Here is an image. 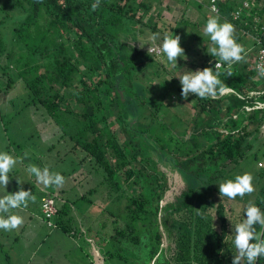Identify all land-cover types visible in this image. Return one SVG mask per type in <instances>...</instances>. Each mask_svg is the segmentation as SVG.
<instances>
[{"label": "trees", "instance_id": "1", "mask_svg": "<svg viewBox=\"0 0 264 264\" xmlns=\"http://www.w3.org/2000/svg\"><path fill=\"white\" fill-rule=\"evenodd\" d=\"M186 1L202 22L218 16L220 22L226 20L242 30L244 36H236L241 45L242 37L253 34L254 45L247 51L257 53V60L264 46V0ZM94 2L0 0V68L11 63L17 71V76L4 72L8 80L0 82V92L22 82L28 91L23 103L36 106L35 111L45 113L46 122L62 130L58 140L43 152V159L33 157V161L52 170L56 166L53 161L62 163L71 152L82 151L80 163L91 166L92 172L85 170L87 164L80 169L77 179L64 172L68 188L58 190L55 199L59 206L52 224L47 221L48 227L58 226L73 237L83 236L102 255L103 264H232V224L246 218L249 201L264 212V107L257 106V102L264 103V84L257 85L251 79L259 76L255 61L253 65L238 62L240 68L233 71L234 64L231 76L221 62L220 79L232 91L217 99H201L190 93L184 100L176 76L164 79L161 90L156 87V93H150L148 86L155 85L153 77L159 75L152 65L165 63L155 57L159 56L156 52L141 48L138 40L146 28L161 33V39L164 33L177 32L185 40L184 33L193 34L187 32L190 20L169 26L163 0L154 12L156 21L148 20L153 0H101L93 11ZM257 8H262L259 13ZM196 39L206 49L209 37L198 34ZM129 41H133L131 45ZM4 57L6 62L1 65ZM218 59L207 52L190 64L199 63L215 72ZM213 60L216 63L212 65ZM145 74L148 83L141 77ZM182 101L193 104L196 114L188 121L178 108L172 112L181 118L178 124L170 120L166 109L175 110ZM160 111L166 118L158 120ZM14 129L6 133L8 144L20 157L27 140L14 132L25 130L27 139L34 134L27 135L25 126ZM68 140L73 142L69 151ZM153 151L160 159L171 154L186 182L175 201L166 205L162 201L170 189L169 180L151 157ZM32 154L28 152L27 157ZM22 158L23 163L12 169L11 176L19 172L20 181L31 184L37 196L40 194L36 202L42 205V197L54 196V187L49 192L41 190L26 171L32 161ZM250 158L255 161L252 171L246 167ZM246 172L253 176L255 191L243 198L222 199L219 183ZM101 173L99 183L79 191L81 180ZM18 178L13 177V182L18 184ZM22 209H17L20 216ZM164 231L175 239L172 255L164 246ZM256 264H264V257Z\"/></svg>", "mask_w": 264, "mask_h": 264}, {"label": "rangeland", "instance_id": "2", "mask_svg": "<svg viewBox=\"0 0 264 264\" xmlns=\"http://www.w3.org/2000/svg\"><path fill=\"white\" fill-rule=\"evenodd\" d=\"M154 7L152 11L150 12V16L148 17V20L156 19L155 17V11L156 8L160 6V0H153ZM260 6V3H258ZM163 15L166 16V19L168 20V25L171 26L174 23H177L178 21H181L182 19H189L190 23L187 24V32H191L193 34H185V40L183 35L177 34V32L172 33V35H179L181 37V47L185 50V57L178 58L176 67H171L167 65L166 63V57H164V54H160L159 56L155 55L156 58L164 60L163 63L165 64H154L152 65V69H155L159 75L157 77H153L155 80V85L148 86L150 93H156V87L157 90H161V83L164 79L168 78V80H171L173 76H177L178 74H183L188 71H196V70H202V66L198 63L195 66H192L190 63H192L193 60L198 59L202 56H204L207 53V48L210 46V41L206 45V49L204 47V43L196 39V35H201L202 37L205 36L203 33V29L205 26V22H202L199 19V16L196 11L193 10L192 5L184 0H163L162 3ZM262 9V8H260ZM259 8L255 9L258 10ZM154 16V18H152ZM151 17V18H150ZM150 18V19H149ZM193 21V22H192ZM193 23V24H191ZM235 31V38L236 36H244V32L242 30L237 29ZM252 33H255V31H251ZM146 34H143V36L140 37V40H142L145 45L143 47L144 50H147L151 47L149 43H152V47L157 48V46L161 43L162 39L161 33L159 34V39H157L155 42H151L149 40V37L152 36L154 33L151 29L146 28ZM165 34V33H164ZM194 35V37H192ZM237 40V38H236ZM255 36L253 34H248L246 37H242V45L245 47L246 51L248 48H252L254 45ZM139 45V41L137 42ZM188 48L190 50L188 51ZM202 54V56H201ZM257 54V53H256ZM256 54L253 53L252 49H249L247 51L246 61L249 62L250 65H253L255 61ZM6 62V58L4 57L1 59V65L2 63ZM244 64V61L241 63ZM241 64H236L234 66V70H237L240 68ZM163 65H166L165 68ZM151 69V68H150ZM167 69V70H166ZM7 71L8 73H11L13 76L16 75V70L13 64L10 63L8 67L0 68V82L6 84L7 83V77L5 76L4 72ZM239 71V70H238ZM244 75V74H243ZM143 77V82L148 83L145 76ZM141 79V78H140ZM146 79V80H145ZM254 83L257 85L264 84L263 78L260 76H254L251 78ZM151 87V88H149ZM152 89L153 91H150ZM164 91V90H162ZM27 90L22 84V82L17 81L15 87L8 88L7 91L0 92V151L2 152H8L12 154L13 156L17 158L25 157V153L33 152V154L27 158V160H31L32 164L41 167V162L39 161H33V157L39 159H43V152L47 150V148L55 141L58 140V136L61 135V128L58 126H52L49 122H46L45 119V113H42L41 111L37 112L36 106L29 105L26 106L23 102L25 99H27ZM253 93V92H252ZM162 95V94H161ZM176 96L175 94H173ZM190 95V94H189ZM172 96V99L175 97ZM171 97V96H169ZM164 99L167 101L169 98L164 97ZM192 102V101H190ZM194 103L196 102L193 101ZM176 98H175V104H176ZM182 106L179 105L174 110L167 108L166 111L170 112V120L172 121H179L178 124L181 122V118L174 115V111L180 109L179 114H182L184 118H187L188 121L190 118H192L193 114H196V109L193 104L186 103L184 101L181 102ZM264 105V103H259ZM171 105H174L172 103ZM177 105V104H176ZM164 111V110H162ZM160 111L158 114L160 116L158 120H162L166 118L167 115H164ZM190 117V118H189ZM13 121V123H12ZM165 122L168 123V119H165ZM49 125H48V124ZM12 124V127H11ZM14 124V125H13ZM48 126H47V125ZM23 126L26 127V134H34V138L27 139L24 138L25 130L24 132L20 133L19 131L14 132L17 134H20L21 136H18L21 138V140H27L24 145H26V150L20 151V157L18 156L16 151H11V144L9 143V140L7 138V132H11L19 127ZM7 129V131H6ZM117 130V129H116ZM178 133V131H175ZM190 132V131H189ZM186 133L184 136L186 138L189 137L190 133ZM173 133V134H176ZM13 135V134H11ZM17 136V135H15ZM24 138V139H23ZM69 141V146L66 148L67 151L72 150L71 147L73 145V142ZM67 141V142H68ZM15 149V148H13ZM161 150V149H160ZM84 153L82 151L78 152H71L68 156L69 158L64 160L62 163L53 161V164L56 165L54 169L50 170L51 172H59L60 174L64 175V172L67 174H70L73 178L75 177L77 179V176L80 173V169L92 172L90 170L91 166L87 163H80V159L83 157ZM169 156V158H159V154L156 152H151V157L155 160L157 166L167 174L168 180H169V186L170 189L167 191L165 197L163 198L162 203L166 205L170 201H175V198L177 195H180L181 192L184 190L186 186V182L184 181V178L181 176V174L178 171V166L175 163V161H172L171 154H166ZM52 157H49V163ZM67 158V157H66ZM264 166V161H261ZM21 164V163H17ZM45 164V163H44ZM87 164V166H85ZM26 165V164H25ZM255 161L254 159L250 158L246 162V167L250 171L252 168H254ZM258 165H261L260 163ZM140 166V165H139ZM260 167V166H259ZM252 171V170H251ZM76 175V176H75ZM17 176H19V172H16L13 177H15V180H17ZM11 176V171L9 173L10 182L7 186V192L14 193L19 190L20 186L14 182L13 185H11V180L13 179ZM102 173L99 175L91 174L86 181H82L83 184L79 187V191H86L93 187L96 183H99L102 180ZM79 179V178H78ZM23 188L24 190H31L32 193L33 188L32 185L29 183L23 182ZM66 185L64 184L63 187ZM41 190H44L46 192H49L50 187L44 188L42 185H38ZM54 187V186H53ZM67 187V186H66ZM68 188V187H67ZM61 189V188H59ZM56 187H54V196L58 195V190ZM75 191V190H74ZM6 192V189H4L2 186H0V194H4ZM36 196V201L40 197V194L37 196V191L33 193ZM46 197V196H45ZM44 197V198H45ZM43 198V197H42ZM31 202L29 201L28 206L26 208H23L21 211H19L24 218V222H27L28 225L21 226L18 229L12 230V231H5L0 230V264H24V256L31 252L32 248L35 247V245H38L37 243L33 242V238H40V239H47L41 247V249H44V254L38 255L37 259L39 262L38 264H87L89 261H93L94 263L98 260V253H94L92 250V245H89L87 241L84 240L83 236H75L74 238H71L69 234L63 232L61 229L54 230L55 228H50L47 225V220L44 218V214L42 211V205H40L37 202ZM43 199H41L40 203H42ZM163 205V206H164ZM59 206V205H58ZM57 206V207H58ZM12 214H19L17 209L12 210ZM31 216V218H29ZM62 219V218H61ZM75 220V219H74ZM76 220H78L76 218ZM56 227V226H55ZM162 229L164 230V227L162 226ZM23 234H21V232ZM165 238H164V246L167 249V252L169 255H172L175 247L176 242L174 237H169L166 231ZM49 235V236H48ZM69 245H73V247L68 248ZM54 251V253L50 256H46L49 252ZM63 256V257H62ZM66 256V257H65ZM101 258L102 255H101ZM97 259V260H96ZM111 263V262H109ZM37 264V263H36ZM101 264H103L101 259Z\"/></svg>", "mask_w": 264, "mask_h": 264}, {"label": "clouds", "instance_id": "3", "mask_svg": "<svg viewBox=\"0 0 264 264\" xmlns=\"http://www.w3.org/2000/svg\"><path fill=\"white\" fill-rule=\"evenodd\" d=\"M101 0H95L91 5V9L95 11L100 6ZM235 26L228 22H220L218 16H210L203 29L205 36L210 39V46L207 52L218 57V63L213 68L206 67L202 70L188 71L178 74L182 86L181 96L187 100L189 94L205 99H217L232 91L221 79V62L227 65L228 76L232 75V67L238 62H246L247 51L243 45L237 42L235 38ZM159 39V33H155L149 37L151 42ZM140 47L143 48L145 43L142 40ZM181 37L179 35H163L161 43L155 51L162 52L166 57L167 65L176 67L178 58L185 57V50L181 47ZM130 45L131 42L129 41ZM148 49L149 53L153 52L152 43ZM164 62L163 58L162 61ZM256 70L260 77H264V53L261 54L260 61L256 64ZM258 107L264 105L257 102ZM247 110V106L246 109ZM261 132L264 133V126H261ZM27 154H25V157ZM23 163V158H17L8 152L0 151V186L6 189L4 194H0V230L12 231L20 228L24 224V218L18 214H12V210L26 208L29 201L35 202L36 196L32 191L24 190L23 183L18 178L20 188L14 193L7 192V186L10 182L9 173L17 165ZM26 171L35 177L38 185H42L45 189L48 187L62 188L65 184V177L59 172H51L47 166L41 168L29 163ZM255 191L253 184V176L250 173L237 175L235 179H228L219 183V194L224 199L234 200L237 196L243 198L245 195ZM246 218L241 222L233 225V240L235 248L232 264H256L260 257H264V212L252 201H249L245 208ZM259 226V231L257 227Z\"/></svg>", "mask_w": 264, "mask_h": 264}, {"label": "built area", "instance_id": "4", "mask_svg": "<svg viewBox=\"0 0 264 264\" xmlns=\"http://www.w3.org/2000/svg\"><path fill=\"white\" fill-rule=\"evenodd\" d=\"M245 5L247 6L248 3L245 2ZM213 9L216 10V7L213 6ZM240 14V10H238L236 13H235V18H238ZM154 53L156 52L157 54H162V52H158V51H155L156 48H154ZM264 53V46L260 49V52H259V56L257 58V60L255 61V64H257L260 59H261V54ZM43 201H42V211H43V214H44V218L47 219V221L49 222V225L52 224V217L56 214L57 212V205H56V199L55 197H52V196H46L45 198L43 197L42 198Z\"/></svg>", "mask_w": 264, "mask_h": 264}, {"label": "crops", "instance_id": "5", "mask_svg": "<svg viewBox=\"0 0 264 264\" xmlns=\"http://www.w3.org/2000/svg\"><path fill=\"white\" fill-rule=\"evenodd\" d=\"M14 184V182H13V180H11V185H13ZM53 228H55L54 230H58V229H60L58 226L57 227H53ZM21 234H23V232L21 231ZM71 238H74L73 236H70ZM33 240V242H35V243H37L38 245H35V247L34 248H32V250H31V252L30 253H28L27 255H25L24 256V260H25V262H23L24 264H38V260H36L37 259V256L38 255H41V254H44V249H41V247L43 246V245H40V243H41V241H42V239H40V238H33L32 239ZM44 240V239H43ZM71 247H73V245H69V247L68 248H71ZM92 250H93V252L94 253H97L96 251H95V248L93 247V245H92ZM54 253V251H51V252H49L46 256H50V255H52ZM63 257V256H62ZM66 257V256H65ZM101 254L99 255L98 254V260L96 261L97 263H99L100 264V262H101ZM104 261V260H103Z\"/></svg>", "mask_w": 264, "mask_h": 264}, {"label": "water", "instance_id": "6", "mask_svg": "<svg viewBox=\"0 0 264 264\" xmlns=\"http://www.w3.org/2000/svg\"><path fill=\"white\" fill-rule=\"evenodd\" d=\"M216 63V60H213V62L211 63L212 65Z\"/></svg>", "mask_w": 264, "mask_h": 264}]
</instances>
